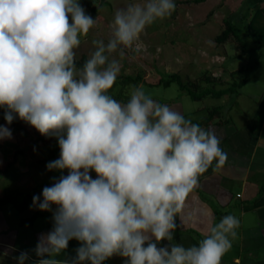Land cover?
Here are the masks:
<instances>
[{"label": "clouds", "instance_id": "obj_1", "mask_svg": "<svg viewBox=\"0 0 264 264\" xmlns=\"http://www.w3.org/2000/svg\"><path fill=\"white\" fill-rule=\"evenodd\" d=\"M175 8L174 0H143L117 9L108 42L93 40L95 50L77 67L81 37L96 23L78 0H0L4 119L10 125L18 116L56 137L60 156L47 170H68L43 188L42 201L33 197L41 211L56 206L53 230L35 248L37 264H69L57 257L72 239L81 246L71 264H102L113 255L126 264H221L232 247L239 219L226 215L214 223L208 209L198 217L204 237L198 246L157 247L173 241L177 215L200 177L213 161L219 172L228 153L214 131L160 104L143 85H128L126 102L110 94L121 71L110 56L145 51L142 33ZM11 138L0 125V140ZM17 259L24 264L28 254Z\"/></svg>", "mask_w": 264, "mask_h": 264}, {"label": "rangeland", "instance_id": "obj_2", "mask_svg": "<svg viewBox=\"0 0 264 264\" xmlns=\"http://www.w3.org/2000/svg\"><path fill=\"white\" fill-rule=\"evenodd\" d=\"M133 2H143V0H92V6H95L97 10L95 14H93L92 7L80 4L86 14L96 20V23L86 37H81V45L76 49V58L79 59L83 54L89 58L95 50L93 40H104L107 43L111 37L110 24L116 10ZM174 3L176 8L171 16L157 20L142 33L141 40L146 46L145 51L140 54L126 52L123 58L119 57L118 52L110 56V59L115 58L121 63V71L118 76L131 75L135 77L140 73L147 81L155 82L159 78L167 79L168 74L180 71V78L184 83H187L189 80H197L207 69L212 70L217 67L211 72L212 75L222 77L224 80L229 78V74L224 70L230 69L231 64L236 62L237 68L240 69L236 80L241 85L236 93L227 95L225 98L202 97L194 99L188 91L201 93L202 88L197 89L186 85L185 90H182L179 81L172 82L170 86H153L143 83L140 85L144 86L152 98H157L160 101L183 99L185 107L190 112L187 118L199 121L206 118L208 112L204 107L210 105L221 106L222 115H226V118L231 116L235 117V120L236 116L239 117L238 113L243 111L250 115L254 105L252 98L256 100L264 93V47L259 46L248 37L246 28L247 22L254 12L264 6V0H233L226 4L222 0H207L202 3H194L193 0H174ZM226 19H231L234 22L237 33L247 43L248 54L246 56L237 55L238 50L235 42L229 41L224 46H219L214 41V37L225 29L224 20ZM201 35L207 38L204 39ZM222 49L225 53L224 56H218L217 53L212 54L213 52L220 53ZM247 77L248 80L243 82ZM127 86L118 85L114 89V95L117 91L126 90ZM217 88L219 89L220 86ZM227 108H233V110L229 112ZM4 113L5 109L2 108L0 125L8 127L10 125L5 121ZM11 132L12 138L0 140L1 146L4 143L13 142L14 147L18 148L23 142L34 141L33 143H37L40 139L38 135L40 133L28 123L21 124L17 129H11ZM54 149L47 151V155L55 152ZM4 180L7 187L11 184L12 187L9 186L4 190L2 188ZM14 184H16L15 176L12 174L3 175L0 172V198L9 197L7 201L0 202V264H18L17 258L21 253L2 245V242L7 243L12 239H15L16 245L20 246L22 241L28 239L30 246L25 248L26 251L32 257H38L35 253L39 242L36 238L37 234L47 233L48 226L53 224V219H50L49 216H41L34 221L31 227L26 224L17 225L18 221L30 218L39 208L34 207L33 200H31L29 208L22 209V198L27 195L18 196L19 189ZM8 223L16 225V231H10L8 234L3 229ZM30 256L24 264H37L38 260H34Z\"/></svg>", "mask_w": 264, "mask_h": 264}, {"label": "crops", "instance_id": "obj_3", "mask_svg": "<svg viewBox=\"0 0 264 264\" xmlns=\"http://www.w3.org/2000/svg\"><path fill=\"white\" fill-rule=\"evenodd\" d=\"M222 1L226 4L233 0ZM201 36L204 39L207 38L204 35ZM219 46H224V44H219ZM223 52L222 49L220 53L213 52L212 54L217 53L218 56H224L225 53ZM215 69L217 67L212 70L207 69V71L213 72ZM236 70L240 69L237 68L236 62H234L231 64L230 69L224 70L229 74V78L224 80L229 81L230 74ZM144 80L147 81L146 78ZM158 80L150 83L154 84ZM225 96L221 98H225ZM155 100L180 112L186 119L199 124L205 130L214 131L220 138L221 149L228 153V161L219 172L213 171L216 164V161H213V165L200 177L199 186L190 194L184 209L177 215L175 220L177 227L173 233V241L162 240L157 243V247H168L170 250L173 243L182 244L186 248L193 245L198 246L200 240L204 238L199 230L202 225L199 223L198 217H200L202 210L208 209L214 216V223H219L226 215H235L240 221V226L236 229L237 235L232 240V247L222 256L221 264H264V93L256 100L252 98L254 105L252 107L253 112L250 115L245 111L242 113L236 111L239 117L236 116L235 120V117L229 116V118H226V115L221 114L219 119L217 118L209 123H203V121L208 118L209 109L217 105L204 107L208 112V116L199 121L187 118L190 112L185 107L183 99L179 98L177 101L163 99L160 101L156 98ZM227 110L231 112L233 108H227ZM237 113L235 114L238 115ZM9 129L11 130V127ZM38 135L42 137V135ZM42 139L45 140L38 139L39 142L37 143H33L34 141L23 142L18 148L14 147L13 142L0 145V170L5 168L15 151L19 152L14 165L13 176H15L16 184L14 185L18 187V196L20 197L34 192V196H39L40 201H42L43 188L52 186L61 175L66 176L68 174L67 169L63 172L47 170V163L56 160L53 153L47 155V151L56 146L57 138L44 136ZM57 154L60 156V148L57 149ZM90 175L93 179L97 178L94 171H91ZM11 185L9 186L12 187ZM8 187L4 180L2 188L6 190ZM24 198L22 199L24 200ZM29 206L30 203L24 210L28 209ZM55 209L56 206L53 205L52 210L43 211L42 216H49L50 219H53ZM22 220L24 219L18 221L17 225L22 226ZM16 227L13 223H8L3 229L9 234L10 231H16ZM53 227L54 221L52 226H48L49 231L47 233L37 234V240H40L41 235L51 232ZM152 242H155L154 238ZM2 245L13 251L26 252L30 256L25 249L30 246L28 239L22 241L21 246L16 245L15 239L9 240L7 243L2 242ZM80 246V241L70 240L67 249L57 259L67 260L71 264V261L76 257V249ZM30 257L34 260L41 258ZM43 258L49 257L45 256ZM126 261L127 258L125 257L113 255L102 264H126ZM84 264H90V262L86 261Z\"/></svg>", "mask_w": 264, "mask_h": 264}, {"label": "trees", "instance_id": "obj_4", "mask_svg": "<svg viewBox=\"0 0 264 264\" xmlns=\"http://www.w3.org/2000/svg\"><path fill=\"white\" fill-rule=\"evenodd\" d=\"M207 0H193L194 3H202ZM79 4L87 5L92 7L93 14L96 13L95 6H92V0H78ZM70 22H71V18ZM225 29L221 31L218 35L215 36V42L217 44L223 45L227 42H235L236 48L238 50L237 55L243 56L245 54H248V48L247 43H245L241 36L237 33L235 29V24L231 19L224 20ZM247 35L250 39H252L254 42H256L259 46L264 47V6L258 8L251 19L247 22ZM88 59V57L83 54L79 59H77V67H81L83 63ZM240 72V70H236L230 74V80L225 81L222 77H216L212 75L211 72L207 71L202 74L197 80L191 81L189 80L187 83H184L182 79L180 78V74L177 73H171L168 74V78L164 79L160 78L156 83L152 84L150 82H147L144 80V76L140 73H138L135 77L131 75H121L117 77L116 83L113 87V89L110 90V94L113 96L114 99L122 102H126L129 97L125 95L124 89L117 91L114 95V89L118 87V85H140L148 84V85H165L170 86L172 82L179 81V85L182 88V90H185L186 85H191L194 88H202L201 93H191V91H188L189 94H192L194 99H201L202 97H213V98H221L225 95L234 94L238 91V88L241 84H239L236 80L237 73ZM248 80V77L244 79L243 82H246ZM129 83V84H128ZM217 86H220L218 89ZM217 88V89H216ZM2 111V108H0V112ZM222 114V107L217 105L213 106L209 109V116L206 118L203 123H209L215 119H219ZM24 123V121L20 120L18 116L14 121L10 124L11 129H17L21 126V124ZM42 139V137H40ZM45 140V139H42ZM55 148V149H54ZM53 149L56 150L53 152V155L55 159H59V155L57 154V149L59 148L58 140L57 144ZM18 151H15L13 153L12 158L7 162L5 168L3 170H0L1 174L7 175V174H14V165L18 158ZM34 192H30L25 196L23 200V204L21 205L22 209H25L28 207V204L30 200L34 196ZM9 199V197H2L0 198V202H5ZM43 215V211L39 210L35 212L30 218L24 219L21 221V224L24 225H32L34 221Z\"/></svg>", "mask_w": 264, "mask_h": 264}]
</instances>
